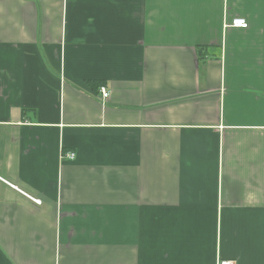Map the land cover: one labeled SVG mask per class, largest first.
Here are the masks:
<instances>
[{
	"label": "crops",
	"instance_id": "obj_1",
	"mask_svg": "<svg viewBox=\"0 0 264 264\" xmlns=\"http://www.w3.org/2000/svg\"><path fill=\"white\" fill-rule=\"evenodd\" d=\"M217 261L264 264V0H0V264Z\"/></svg>",
	"mask_w": 264,
	"mask_h": 264
},
{
	"label": "built area",
	"instance_id": "obj_2",
	"mask_svg": "<svg viewBox=\"0 0 264 264\" xmlns=\"http://www.w3.org/2000/svg\"><path fill=\"white\" fill-rule=\"evenodd\" d=\"M247 26L248 25H247L246 20L243 19V18H239V17H235V18L231 19L229 22H226L224 24V27H234V28H240V29H245V28H247ZM98 91H99V93L101 95L102 100H105V99L108 98L109 92L107 91V89L105 87H100ZM66 157L69 160H73L74 159V154L73 153H68L66 155ZM6 184H8V183H6ZM8 186H10L11 188L16 189L18 192L23 194L26 198L31 200L34 204H36V205H40L41 204V201L39 199L31 197L30 195H28V194L24 193L23 191L19 190L14 185L8 184ZM216 264H235V263L233 261H217Z\"/></svg>",
	"mask_w": 264,
	"mask_h": 264
}]
</instances>
